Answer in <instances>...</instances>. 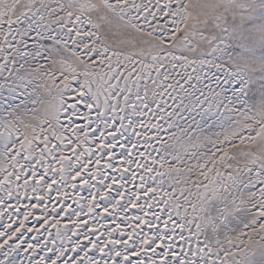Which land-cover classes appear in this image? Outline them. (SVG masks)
I'll return each instance as SVG.
<instances>
[{
	"label": "snow or ice",
	"instance_id": "1",
	"mask_svg": "<svg viewBox=\"0 0 264 264\" xmlns=\"http://www.w3.org/2000/svg\"><path fill=\"white\" fill-rule=\"evenodd\" d=\"M0 264H264V0H0Z\"/></svg>",
	"mask_w": 264,
	"mask_h": 264
}]
</instances>
